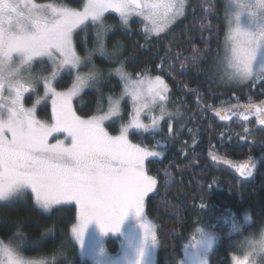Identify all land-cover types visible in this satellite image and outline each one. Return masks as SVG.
Returning <instances> with one entry per match:
<instances>
[{
    "label": "snow or ice",
    "instance_id": "6c2138e0",
    "mask_svg": "<svg viewBox=\"0 0 264 264\" xmlns=\"http://www.w3.org/2000/svg\"><path fill=\"white\" fill-rule=\"evenodd\" d=\"M188 7L189 0H83L80 7L54 0H0V202L26 200L30 193L35 205L45 212L74 202L78 213L77 222L70 229L71 240L81 255L93 258L94 264H156L157 229L145 214V198L157 190L158 179L148 174L145 162L164 155L155 149L175 137L173 120L180 115L179 105L169 109L173 102L163 75L153 76L146 68L136 72L133 79V74L125 69V60L119 59L122 42L117 41L108 52L105 38L116 26L105 23V14L118 13L123 28L129 27L131 17L138 16L142 18L146 40L167 35L176 41L177 50L168 44L158 71H164L165 65L174 69L173 61L180 62L181 71L189 63L198 67L207 62L208 68L201 71L218 77L221 84L264 82V0H229L225 6L227 30L222 56L220 49L215 55L212 53L210 20H202L199 28L205 47L201 49L192 43L194 37H188V49L180 50L185 41H179L180 34L172 28L181 18H187ZM214 7L205 6L204 11L214 16ZM89 24L95 26L93 49L88 48L85 31ZM81 31H85V38L80 41L83 55L78 52L75 39ZM183 31H187V25ZM204 31L210 35L204 37ZM96 51L116 61L117 66L108 72L118 75L124 87L119 96H107L106 111L82 118L76 114L73 100L85 89H96L98 112L103 102L97 87L101 72L93 61ZM184 51L189 54L184 55ZM208 56H212L210 62L206 60ZM37 63L41 68L34 72ZM65 77L71 83L66 89H59ZM39 87L43 88V95L38 92ZM26 93L36 96L31 107L25 106ZM196 94L198 106L211 109L221 121L235 116L246 122L242 133H235L239 140L248 142L250 117L254 116L256 124L264 128V100L249 96L246 103H241L233 94L237 103L232 104L230 98L226 106L217 108L201 104L204 97L198 91ZM125 97L130 98L132 110L119 133L112 135L105 123L124 119ZM49 100L51 122L37 116L38 107ZM163 124L167 125L168 135H161L151 149L129 139L132 130L155 138L157 133H163ZM230 131L222 132L221 137L229 136ZM189 132L195 144V132ZM54 133H63L65 138L51 143ZM212 159L234 167L241 177L253 176L257 167L252 157L243 163L217 155ZM244 219L251 217L246 214ZM128 222L131 223L125 230ZM14 227L16 231L9 243L0 240V264H63V244L38 258L26 257L19 250L21 246L41 245L44 236L54 234V225L45 229L40 239L27 237L23 218L18 217ZM231 229L242 234L235 214ZM109 233L122 237L119 258L111 257L105 247L102 238ZM13 240L20 244L13 245ZM216 240L217 236L203 227L195 229L183 245L184 258L179 264H209L207 257ZM241 243L247 251L242 259L233 257V264H264V230L244 237Z\"/></svg>",
    "mask_w": 264,
    "mask_h": 264
},
{
    "label": "trees",
    "instance_id": "16d2710c",
    "mask_svg": "<svg viewBox=\"0 0 264 264\" xmlns=\"http://www.w3.org/2000/svg\"><path fill=\"white\" fill-rule=\"evenodd\" d=\"M48 2V0H37ZM56 3L66 4L70 7H80L83 0H54ZM214 5L215 15L204 11L205 6ZM202 20L212 22V39L210 47L213 55L221 48L226 32L225 2L224 0H189L187 18H182L175 25L172 31L179 33L181 49H188L186 43L188 37H194L192 43L203 49L199 31ZM107 25L116 27L108 33L105 43L108 52L112 51L113 45L122 42V55L120 60H125V69L133 74L141 69H150L151 75H163L170 86L171 101L175 105H181L189 114L186 126L182 133L175 139L167 154L147 162V171L158 179L157 190L146 200L147 215L152 218L158 227V264H179L184 255L183 245L187 243L190 233L201 224L211 225L220 239L217 241V248L210 252L211 263L213 259L220 263L229 260L228 253L240 244L241 238L247 233L246 229L242 234H237L228 229V225L215 221L213 226L208 218L210 214L230 215L242 221L245 215L254 220V226L264 222V128H260L256 122L249 121L247 126L251 129L248 142L238 139L235 133H242L245 123L233 120L223 123L216 117L211 109L202 110L198 106V91L204 100L201 104H211L217 108L226 106V103H235V97L243 98L244 94H250L253 100L264 99V82L256 87L248 84L244 87L226 88L216 85V80L201 69H206L208 63H201L198 67H192L189 63L186 70L181 71L180 62L173 61L175 67L158 71L157 65L169 43L173 44V51H176V41L170 40L164 35L160 38L155 36L147 40L142 25L138 21H132L128 28H123L117 14L109 13L105 16ZM187 25V31L181 32ZM87 33L88 48H95V26L89 24L85 30ZM85 31H81L75 37L77 50L83 55L84 49L80 41L85 38ZM204 37L209 32L202 33ZM143 46V47H141ZM189 51H184L188 55ZM210 62L212 56L206 57ZM93 61L101 72V81L98 88L103 94V104L107 102V96H119L123 89V82L115 73L109 75L108 70L117 66L116 61L111 57L93 54ZM71 83L69 77L58 85L59 89H66ZM196 90V91H193ZM235 94V97L233 96ZM97 91L87 90L76 100V110L81 116H89L97 111ZM243 100V99H242ZM29 102V100H27ZM47 105L39 112L41 118H47ZM129 107L126 106V109ZM127 113V112H126ZM127 117L124 116V120ZM110 125L113 131L115 126ZM195 132L196 143L193 144ZM231 130L229 136L221 137V133ZM135 141L144 143L150 147L156 144L159 136L153 138L150 134L133 133ZM213 155L224 157L231 161H240L255 156L259 160L258 169L251 180H242L228 166L212 159ZM254 157V158H255ZM220 160V159H219ZM167 185V186H165ZM78 209L74 205H63L54 207L50 212H45L35 205L32 197L27 196L26 200H17L12 203L0 202V238L9 243V237L16 231L14 222L16 219H24L23 232L29 238L40 239L45 229L55 226L54 234L43 237L41 245L27 248L20 247V251L29 257L38 258L42 254L52 251L54 246L63 244L65 259L63 264H87L82 258L79 248L71 240L70 229L77 222ZM5 220L7 225L5 227ZM252 224V225H253ZM116 239L110 238L109 243H115ZM13 245L20 244L19 240L11 241ZM109 252L116 253L118 245H111ZM238 250L236 249L235 252ZM233 252V253H235Z\"/></svg>",
    "mask_w": 264,
    "mask_h": 264
},
{
    "label": "rangeland",
    "instance_id": "374dc122",
    "mask_svg": "<svg viewBox=\"0 0 264 264\" xmlns=\"http://www.w3.org/2000/svg\"><path fill=\"white\" fill-rule=\"evenodd\" d=\"M36 2L37 3H45V2H39V1H37L36 0ZM224 2H225V6L229 3V0H224ZM188 10V9H187ZM225 10H226V7H225ZM109 13H114V14H117L118 16H119V14L118 13H115L114 11H109L108 13H106L105 14V16L107 15V14H109ZM182 19V18H181ZM138 21L141 25H142V27H143V21H142V18H140V17H138V16H133V17H131L130 18V21H129V24H131V22L132 21ZM226 30H227V27H226ZM226 33V32H225ZM224 39H225V35H224ZM224 39H223V42H222V45H221V48H220V55L222 56L223 55V43H224ZM94 53H98L99 55H100V53L98 52V51H96V52H94ZM93 53V54H94ZM46 64H47V62H46ZM208 66L209 65H207V67H206V69L208 68ZM41 68V65L39 64V63H37V64H35L34 65V68H33V71L34 72H37L39 69ZM47 70H49L50 71V67H48L47 68ZM81 71H87V68H82L81 69ZM215 80H216V85H218V86H222V87H226V88H231V87H244V86H246V85H248V84H250L251 82H246V83H244V84H241V85H232V84H221L220 82H219V79H218V77H216V76H214V75H212L211 73H209ZM154 76V75H153ZM133 79H135V77L133 76ZM260 83H262V82H260V81H256L254 84L252 83L251 84V86L252 87H256L257 85H259ZM100 84V83H99ZM99 84L97 85V87L99 86ZM123 87H124V84H123ZM169 88H170V86H169ZM95 88H92V90H94ZM87 90H91V89H85L82 93H81V95L85 92V91H87ZM122 91H123V89H122ZM38 92L40 93V95H43V88L42 87H39L38 88ZM81 95L79 96V97H77V98H75L74 100H73V108H74V110H75V112H76V114L78 115V116H80V117H82V118H87L88 116H81V115H79V113L77 112V110H76V100H78L80 97H81ZM250 96V94L248 93V94H244V96H243V98H239V102H241V103H246L247 102V100H248V97ZM36 99V96L34 95V94H30V93H26L25 94V101H24V103H25V106L26 107H31V105H32V103L34 102V100ZM170 99H171V97H170ZM243 99V100H242ZM27 100H29V102H27ZM173 102V101H172ZM235 103H237V100L235 99ZM235 103H232V104H235ZM45 104H48L47 105V113H48V117L47 118H41V116L39 115V112L42 110V108H44V105ZM126 106H128L129 108L128 109H126ZM177 105H175L174 104V102L173 103H170L169 104V109L170 110H172L174 107H176ZM107 107H108V101L105 103V104H103V102H102V105H101V107H100V111L98 112V111H96L94 114H101L103 111H106L107 110ZM179 107H180V115L179 116H176L175 117V119L173 120V126H174V129L176 130V132H177V134L175 135V137L173 138V139H171V140H167V141H165L164 142V144H163V146L162 147H160V148H157V149H155V150H158V151H162L163 153H164V155L162 156V157H164L166 154H167V152L169 151V149L171 148V146L175 143V139L177 138V137H179L180 136V134L182 133V131H183V128L186 126V124H187V120L190 118V114L181 106V105H179ZM122 109H123V117L124 116H126L127 117V114L132 110V103H131V100H130V98H128V97H125V99L122 101ZM127 112V113H126ZM93 115V114H92ZM37 116L40 118V119H42V120H46V121H49V122H51V102H50V100L49 101H47V102H45L42 106H39L38 107V109H37ZM89 116H91V115H89ZM127 120V119H126ZM126 120H116L115 122H106L105 123V127L107 128V130L109 131V133L110 134H112V135H117L118 133H119V129H120V126H121V124L122 123H124V122H126ZM145 120H146V122H147V118L145 117ZM112 124H117L116 126H115V129H117V131H113V128L110 126V125H112ZM162 127H163V133H157L155 136H159V138L158 139H160L161 138V135H163V136H167L168 135V133H167V125L166 124H163L162 125ZM133 133H137L135 130H132L131 132H130V135H129V139L133 142V143H135V144H142L143 146H146L144 143H142V142H139V141H135L133 138H132V134ZM144 134H147V133H144ZM65 138V134H63V133H59V134H56V133H54L53 134V136L52 137H50V142L51 143H55V141L56 140H63ZM146 147H148V146H146ZM148 148H152V146H150V147H148ZM162 157H157V158H162ZM252 157H255V156H252ZM264 157V154H262V156H260L259 158H263ZM255 158H257V157H255ZM152 159H155V158H150L149 160H152ZM149 160H146V162H145V166H146V170H147V162L149 161ZM148 172V171H147ZM149 174V173H148ZM149 175H151V174H149ZM153 193H150L146 198H145V214H146V216L153 222V224L156 226V229H157V238H158V227H157V224H156V222L152 219V218H150L148 215H147V212H146V200L148 199V197L149 196H151ZM29 195L31 196V194L29 193ZM74 205L76 208H77V206L75 205V203L74 202H69V203H66V204H63V205ZM63 205H60V206H63ZM57 207V206H56ZM78 209V208H77ZM210 220H211V222H212V224H213V226L214 225H216L217 223L215 222V221H217V222H221L223 225H226V223L227 224H229L228 225V229L229 230H232L231 229V222H232V219H233V217L232 216H230V215H223V216H221V215H215V214H213V213H211L210 214V217H208ZM241 225H244V227H246V228H248L247 229V233L246 234H244V236L241 238V241H239V245L234 249V251H231V252H229L228 253V255H229V260L227 261V262H223V263H220L218 260H215V259H213V261L212 262H214V264H233V257H240L241 259L244 257V254H245V252L247 251V249L245 248V247H243L242 246V241L244 240V237H247V236H249L250 234H255V235H258L259 234V232L261 231V230H264V222H262L261 224H259L257 227H255L254 226V220H253V218L251 217V220H248V221H246L245 219H243L242 221H239V220H237ZM131 222H128V223H126V225H125V230H127V228H128V225L130 224ZM253 224V225H252ZM201 227H203L204 229H206L207 231H209L210 233H213V234H215L216 236H217V240H216V243H215V245H214V248L213 249H216L217 248V241L220 239V237H219V235L216 233V231L213 229V227L211 226V225H207V224H201V225H198L195 229H197V228H201ZM194 229V230H195ZM194 230L190 233V235L191 234H193V232H194ZM244 230H246V229H242V233H243V231ZM110 238H113V239H116V241H114L115 243H109V239ZM103 240H104V243H105V247H106V249H107V251H108V253L111 255V257H113V258H119L120 256H121V240H122V237H120L119 236V234H115V233H109L106 237H103L102 238ZM0 240H2L1 238H0ZM5 242V241H4ZM188 242V241H187ZM5 243H7V242H5ZM111 245H114V246H117L118 245V251L116 252V253H111V252H109V247H111ZM238 250L237 252H235V250ZM213 251V250H212ZM211 251V252H212ZM233 252H235V253H233ZM22 253V252H21ZM23 254V253H22ZM210 254V253H209ZM24 255V254H23ZM24 256H26V255H24ZM26 257H29V256H26ZM29 258H33V257H29ZM82 258L87 262V264H94V260H93V258L91 257V256H88V255H82ZM183 258H184V255H183ZM182 258V259H183ZM181 259V260H182ZM207 259H208V261H209V264H212L211 263V259H210V255H208V257H207ZM257 260H259V257H257L256 258ZM154 260L156 261V264H158V247H157V249H156V254H155V256H154ZM180 260V261H181Z\"/></svg>",
    "mask_w": 264,
    "mask_h": 264
},
{
    "label": "water",
    "instance_id": "95a60500",
    "mask_svg": "<svg viewBox=\"0 0 264 264\" xmlns=\"http://www.w3.org/2000/svg\"><path fill=\"white\" fill-rule=\"evenodd\" d=\"M262 100H264V99H262ZM215 115V114H214ZM220 120V119H219ZM233 120H237V121H243L240 117H233L231 120H229V121H221V122H223V123H228V122H231V121H233ZM255 121V117L253 116V117H250V120L249 121ZM244 122V121H243ZM255 159V161H256V164H257V167H256V169L254 170V172H253V176H251V177H241L240 176V174H239V172L234 168V167H232V166H230L229 164H226V163H223L222 162V160H219V159H217V160H215V161H219L220 163H222V164H224V165H226V166H228L229 168H231L235 173H236V175L240 178V179H242V180H251L253 177H254V175H255V173H256V171H257V169H258V165H259V161L256 159V158H254ZM248 159H245V160H240V161H233V162H235V163H243V162H245V161H247Z\"/></svg>",
    "mask_w": 264,
    "mask_h": 264
}]
</instances>
